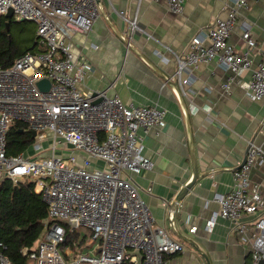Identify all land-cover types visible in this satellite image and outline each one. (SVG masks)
I'll list each match as a JSON object with an SVG mask.
<instances>
[{"label":"built area","instance_id":"obj_1","mask_svg":"<svg viewBox=\"0 0 264 264\" xmlns=\"http://www.w3.org/2000/svg\"><path fill=\"white\" fill-rule=\"evenodd\" d=\"M166 1L170 11L181 15L188 0ZM233 1L227 19L215 18L205 36H195L187 52L176 55L172 79L183 97L188 95L185 87L193 83V71L214 61L230 71L229 81L222 86L225 92L250 72L249 81L238 83L253 101L264 98V43L260 46L255 41L249 27L242 36L246 49L230 42L241 10L248 7L247 0ZM10 10L15 20L37 25L38 52L20 56L10 68L0 67V184L5 179L14 184L35 182L36 192L48 204L50 221L34 246L24 249V256L33 264H136L134 252H140L143 264H166V256L185 248L157 224L132 178L155 168L144 154V141L151 131L160 134L166 128V109L136 106L105 91L85 94L80 90L93 67L74 56L71 38L93 30L101 16L98 0H0V20ZM118 13L128 25L125 38L130 49L134 34L140 31L138 17ZM254 49L262 51L255 68ZM43 79L51 83L48 91L38 87ZM16 122L36 132L33 147L39 155L47 152L45 143L53 139L52 155H8V135ZM72 151L83 154V159ZM93 160L104 167H95ZM263 162V145L249 142L246 161L234 172L232 190L214 195L219 209L206 224L212 231L219 218L229 220L241 242L250 246L252 264L264 261V196L251 179L252 171ZM61 220L90 229L93 240L99 242L98 254L74 255L71 248H62L67 232ZM170 220L173 225L174 211ZM196 230L193 226L190 232ZM0 248L4 249L3 244ZM0 264H12L1 250Z\"/></svg>","mask_w":264,"mask_h":264},{"label":"crops","instance_id":"obj_2","mask_svg":"<svg viewBox=\"0 0 264 264\" xmlns=\"http://www.w3.org/2000/svg\"><path fill=\"white\" fill-rule=\"evenodd\" d=\"M247 2L230 38L239 49H246L242 36L247 27L260 46L264 43V0ZM100 3L101 16L93 30L71 38L74 56L93 67L79 88L85 94L118 95L136 106H159L168 113L166 128L160 134L151 131L144 141V154L155 168L132 175L157 224L185 248L166 256V264H252L250 246L241 242L229 220L219 218L212 231L206 224L219 209L214 195L232 190L234 172L245 159L249 142L264 147V98L253 101L238 83L249 81L250 72L225 92L222 86L229 81L230 71L214 61L193 71V83L185 87L188 95L182 102L175 92L179 84L172 79L176 55L186 53L195 36H205L215 18L227 19L234 1L188 0L181 15L170 11L166 0ZM119 11L138 17L140 31L130 49L123 39L128 25ZM252 55L255 68L262 51L254 49ZM72 152L83 159V154ZM93 163L104 167L101 161ZM195 167L198 178L176 207L173 202L193 181ZM251 179L264 196V162L252 171ZM170 211H174L173 225ZM193 226H197L195 233L190 232Z\"/></svg>","mask_w":264,"mask_h":264},{"label":"trees","instance_id":"obj_3","mask_svg":"<svg viewBox=\"0 0 264 264\" xmlns=\"http://www.w3.org/2000/svg\"><path fill=\"white\" fill-rule=\"evenodd\" d=\"M12 24L13 22L6 16L0 20L1 68L12 67L16 59L27 52H38L35 46L36 33L27 40L29 48L22 50L18 47L19 41L13 35ZM27 128L22 122H16L12 126L8 135V155L24 153L34 141ZM48 222L50 223L48 204L42 195L36 192L35 182L14 184L11 180L5 179L0 184V244L4 246V249L0 250L12 264H29V259L24 256L23 251L34 246L46 231ZM63 226L67 232V239L62 248L69 243L70 232H76L65 224Z\"/></svg>","mask_w":264,"mask_h":264},{"label":"rangeland","instance_id":"obj_4","mask_svg":"<svg viewBox=\"0 0 264 264\" xmlns=\"http://www.w3.org/2000/svg\"><path fill=\"white\" fill-rule=\"evenodd\" d=\"M10 20L13 22L12 24L13 35L15 39L19 41L18 47L22 50L28 49L29 43L27 40L32 34L37 33V25L35 23H26L25 21H17L15 20V18H12ZM35 53H37V51ZM52 142L53 139H50L49 142L45 143V146H48V149L47 152H45L44 154L39 155L36 153L33 147L34 143L33 144L31 143L28 149H26L24 153H26L27 155L34 154L36 155V157L50 156L52 155V150L50 148ZM59 153L62 152L61 151L58 152L57 155H60ZM75 231L76 232H70L69 243L64 248H68V247L71 248L74 252V255H78V254H90L92 256L97 255L96 251L98 249L99 242L93 240L91 230L83 226H78L77 228H75Z\"/></svg>","mask_w":264,"mask_h":264},{"label":"water","instance_id":"obj_5","mask_svg":"<svg viewBox=\"0 0 264 264\" xmlns=\"http://www.w3.org/2000/svg\"><path fill=\"white\" fill-rule=\"evenodd\" d=\"M98 3H99V7H100V9L102 10L100 0H98ZM6 17H7L8 19H12V18H13V11L10 10L9 13L6 15ZM123 39H124V41H126V43H127L126 38L123 37ZM35 46H36V44H35ZM131 47H132V46H131ZM50 86H51V83H50V81H49L48 79H43V80H41V81L38 82V87H39L42 91H48V90L50 89ZM175 92H176V94H177L179 100L182 102V101L184 100V98H183V96H182V94H181V92H180V89L176 87V88H175ZM184 112H185V113H184L185 116L187 117L188 114H189L188 109H185ZM22 132H24V131L22 130ZM31 134H32L33 137L36 136V132H34V131H33ZM248 149H249V148H248ZM247 154H248V152H247ZM246 156H247V155H246ZM245 161H246V157H245V159L243 160L242 164H244ZM239 167H241V166H239ZM195 169H196V170H195V177H194L193 181H192L191 183H189L185 188H183V190L181 191V193H180V194L177 196V198L174 200L173 205H176V207H178L179 204H181L182 200L184 199V197H185L186 194L189 192V190L192 188V186L194 185V182H195L196 179L198 178V170H197L196 167H195ZM60 222L63 223V224H65V225H67V226H69V227L72 228V229L77 228V225H76L75 222L66 221V220H61ZM134 253L137 255V259H138L136 264H143V262H142V254H141L140 252H134ZM260 264H264V261H261Z\"/></svg>","mask_w":264,"mask_h":264}]
</instances>
